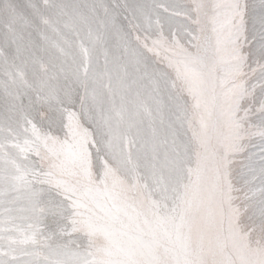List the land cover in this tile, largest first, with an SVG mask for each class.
<instances>
[{
  "label": "snow or ice",
  "instance_id": "snow-or-ice-1",
  "mask_svg": "<svg viewBox=\"0 0 264 264\" xmlns=\"http://www.w3.org/2000/svg\"><path fill=\"white\" fill-rule=\"evenodd\" d=\"M0 264H264V0H0Z\"/></svg>",
  "mask_w": 264,
  "mask_h": 264
}]
</instances>
